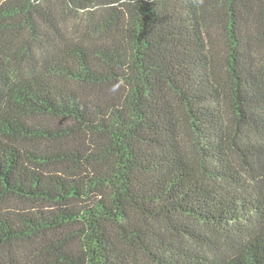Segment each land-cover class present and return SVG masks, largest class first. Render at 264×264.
Here are the masks:
<instances>
[{
	"label": "trees",
	"instance_id": "1",
	"mask_svg": "<svg viewBox=\"0 0 264 264\" xmlns=\"http://www.w3.org/2000/svg\"><path fill=\"white\" fill-rule=\"evenodd\" d=\"M0 264H264V0H0Z\"/></svg>",
	"mask_w": 264,
	"mask_h": 264
}]
</instances>
